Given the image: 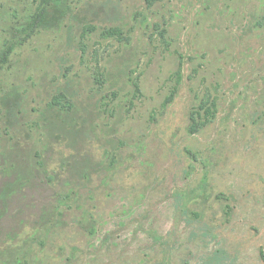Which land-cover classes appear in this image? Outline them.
Here are the masks:
<instances>
[{
	"label": "rangeland",
	"instance_id": "1",
	"mask_svg": "<svg viewBox=\"0 0 264 264\" xmlns=\"http://www.w3.org/2000/svg\"><path fill=\"white\" fill-rule=\"evenodd\" d=\"M0 264H264V0H0Z\"/></svg>",
	"mask_w": 264,
	"mask_h": 264
},
{
	"label": "trees",
	"instance_id": "2",
	"mask_svg": "<svg viewBox=\"0 0 264 264\" xmlns=\"http://www.w3.org/2000/svg\"><path fill=\"white\" fill-rule=\"evenodd\" d=\"M181 79V76L179 77ZM179 79V80H180ZM136 89L139 90V85L136 83ZM54 105L60 108H69L70 103L67 102L66 97L62 94H59L54 98ZM215 103H212L211 106H208L205 102H202L200 106V111L196 114L191 115V127L190 131L196 133L201 130L204 126L211 122L214 117Z\"/></svg>",
	"mask_w": 264,
	"mask_h": 264
}]
</instances>
